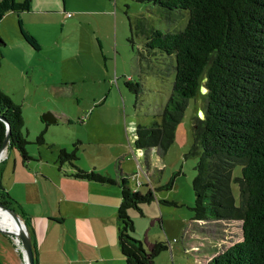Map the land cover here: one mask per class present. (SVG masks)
<instances>
[{"label": "rangeland", "instance_id": "1", "mask_svg": "<svg viewBox=\"0 0 264 264\" xmlns=\"http://www.w3.org/2000/svg\"><path fill=\"white\" fill-rule=\"evenodd\" d=\"M35 2L30 10L7 12L0 19L5 43L0 45V90L20 105L28 154L37 159L38 154L56 157L62 148L74 151V163L84 170L104 174L120 168L132 190L150 188L152 199L140 205L142 214L130 209L129 215L131 235L145 248L157 241L167 244L151 264H205L240 240L239 220L192 219L197 160L191 152L192 121L203 116L202 81L165 150L144 152L133 145L136 124L161 121L174 59L147 48L140 33L131 47L127 17L144 16L155 28L174 30L185 25L187 10L166 19L163 7L137 0H54L44 7ZM18 18L39 49L20 40ZM48 112L54 121L42 119ZM37 135L43 143L36 142ZM240 173L236 165L232 176ZM230 187L237 200V183L231 181Z\"/></svg>", "mask_w": 264, "mask_h": 264}, {"label": "trees", "instance_id": "2", "mask_svg": "<svg viewBox=\"0 0 264 264\" xmlns=\"http://www.w3.org/2000/svg\"><path fill=\"white\" fill-rule=\"evenodd\" d=\"M137 1L163 7L166 19H172L176 10H187L188 17L183 28L174 30L155 28L144 16L127 17L131 47L134 35L140 33L147 48H158L174 59L168 67L174 68V79L162 106L161 121L136 124L133 145L144 152L151 147L165 150L173 141L189 98L202 81L204 112L202 118L192 121L191 152L197 156L192 219L241 222V239L212 255L205 264H264V0ZM30 7L31 0H0V19L7 12L20 13ZM17 23L23 40L39 49V42L22 27L20 18ZM20 113V105L0 90V115L10 127L8 148L15 149L25 162L31 155L25 147ZM4 134L5 125L0 119V146ZM36 142L43 143L44 139L37 135ZM75 159L74 151L67 153L63 148L56 156L59 165L66 162L75 168L72 175L77 178L115 182L108 175L75 166ZM236 165L241 173L232 176ZM231 181L238 186L237 200ZM119 185L117 243L125 264H151L153 256L167 244L157 241L145 248L131 235L134 223L128 212L137 209L142 214L140 205L152 199L151 189L132 190L126 177L120 178ZM0 202L19 213L32 239L29 216L1 182Z\"/></svg>", "mask_w": 264, "mask_h": 264}, {"label": "crops", "instance_id": "3", "mask_svg": "<svg viewBox=\"0 0 264 264\" xmlns=\"http://www.w3.org/2000/svg\"><path fill=\"white\" fill-rule=\"evenodd\" d=\"M53 1L36 0L34 6ZM30 155L23 162L7 147L0 161V182L29 216L35 264H125L117 243L116 212L121 200L119 181L127 174L120 168L105 170L104 175L115 182L99 183L73 176L75 168L69 163L59 165L55 155L38 154L37 159ZM1 230L0 225V264H26L20 243L16 245Z\"/></svg>", "mask_w": 264, "mask_h": 264}, {"label": "water", "instance_id": "4", "mask_svg": "<svg viewBox=\"0 0 264 264\" xmlns=\"http://www.w3.org/2000/svg\"><path fill=\"white\" fill-rule=\"evenodd\" d=\"M0 119L3 121L5 125V134L2 140V144L0 146V159H1L4 151L8 147L10 127H9V123L7 122V120L3 118L1 115H0ZM42 119L47 122L54 121V118L50 115L49 112L47 114H43ZM0 209L6 211L15 221V223L18 225V230L16 232L8 228H2L1 231L6 235H11L15 238H18L19 243L23 250L26 264H35L33 244H32L30 232L27 228L26 223L23 221L19 213L14 208L7 207L6 205L0 202Z\"/></svg>", "mask_w": 264, "mask_h": 264}, {"label": "bare ground", "instance_id": "5", "mask_svg": "<svg viewBox=\"0 0 264 264\" xmlns=\"http://www.w3.org/2000/svg\"><path fill=\"white\" fill-rule=\"evenodd\" d=\"M0 225L1 227L8 228L15 232L18 230V225L15 223L12 217L2 209H0Z\"/></svg>", "mask_w": 264, "mask_h": 264}, {"label": "built area", "instance_id": "6", "mask_svg": "<svg viewBox=\"0 0 264 264\" xmlns=\"http://www.w3.org/2000/svg\"><path fill=\"white\" fill-rule=\"evenodd\" d=\"M2 228H5V227H2ZM13 240L15 241L16 244H19L18 238H13Z\"/></svg>", "mask_w": 264, "mask_h": 264}]
</instances>
